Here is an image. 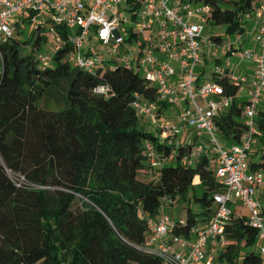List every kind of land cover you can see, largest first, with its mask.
Masks as SVG:
<instances>
[{
  "label": "trees",
  "instance_id": "1",
  "mask_svg": "<svg viewBox=\"0 0 264 264\" xmlns=\"http://www.w3.org/2000/svg\"><path fill=\"white\" fill-rule=\"evenodd\" d=\"M183 1L211 6L210 23L234 35L245 33V16L258 3ZM212 40L222 43L223 37ZM46 42L44 34L34 31L32 42L15 38L4 47L0 152L7 168L38 188L18 187L0 167V264H164L142 250L149 220L162 213L163 200H194L205 208L204 216L212 217L214 196L223 192V185L207 157L196 166L181 162L186 147H180L174 163L162 166L157 179H148L145 142L168 157L174 149L141 126L132 107L137 94L156 102V91L142 75L122 66L96 76L82 71L67 60L68 46L55 54L52 67L40 70L35 55ZM214 80L225 96L235 97L242 85L227 75ZM99 85H110L112 95L95 94ZM44 99L59 108L42 107ZM244 105L235 101L216 118L219 136L230 145L240 143L244 132ZM169 107L163 103L159 112ZM257 124L262 136L255 169L264 168V111ZM198 180L203 195L191 198ZM186 220L176 235L189 237L200 223L190 207ZM244 221L234 216L226 228L229 244L218 254L224 264H237L242 249L258 242V231ZM242 264L264 260L253 249L245 251Z\"/></svg>",
  "mask_w": 264,
  "mask_h": 264
},
{
  "label": "built area",
  "instance_id": "2",
  "mask_svg": "<svg viewBox=\"0 0 264 264\" xmlns=\"http://www.w3.org/2000/svg\"><path fill=\"white\" fill-rule=\"evenodd\" d=\"M122 11L132 14L129 38L121 31L122 24L129 23L119 18ZM211 12L207 4L183 0H0V77L5 69L4 47L18 35L20 15L28 13L27 19L35 31L50 36L56 43L55 54L70 47L67 60L82 71L96 76L101 70L122 66L142 75L156 91V102L137 94L132 107L140 118L158 120L163 103L184 108L177 124L165 122L161 126L159 140L174 147L171 159L178 156L181 144L174 143V139L182 127L207 133L213 145L189 144L181 162L196 166L203 157L209 158L224 190L214 196L216 210L206 227L194 226L189 237L174 232L178 226L186 225V218L175 219L162 212L157 219L149 220L150 230L142 250L162 258L164 264H215L208 251L209 243L214 241L223 249L228 246L226 228L234 216L245 219L246 226L258 231V254L264 260V205L260 201L264 197V168L255 169L251 162L254 147L262 136L257 117L264 104V0H259L253 12L247 14L257 22L255 46L241 55L242 61L254 66L250 79L216 65L211 80L199 84L196 68L203 62L202 52L208 44L205 29ZM93 39L101 43V49L93 44ZM55 54L36 53L38 68L52 67ZM223 75L249 87L242 113L244 132L240 143L230 148L219 141L216 118L234 104L237 96H225L222 86L215 82L214 76ZM94 92L108 98L112 88L99 85ZM213 152L215 156L210 159ZM144 154L152 172L170 159L150 141L145 142ZM0 167L18 187L38 188L29 184L24 175L7 168L1 152ZM168 203L164 199L163 207ZM239 204L248 214L234 212L231 205ZM166 235L171 236L177 250L167 246Z\"/></svg>",
  "mask_w": 264,
  "mask_h": 264
},
{
  "label": "rangeland",
  "instance_id": "3",
  "mask_svg": "<svg viewBox=\"0 0 264 264\" xmlns=\"http://www.w3.org/2000/svg\"><path fill=\"white\" fill-rule=\"evenodd\" d=\"M176 1H179L180 0H176ZM28 13H24V14H21L20 15V23L18 25V29H17V36L16 38H18L19 40L21 41H27V40H30L31 42L33 41V36H34V31H35V27L33 24L30 23V20L27 19L28 18ZM119 18L121 20H127L129 23L128 24H122L121 26V31H122V34L124 35L125 38H129L130 36V30L133 28V24L131 23L133 21V18H132V14L131 12H125V11H122L119 15ZM205 35L210 38L211 36H214V35H221L224 40H225V45L224 47L221 48V50L223 51L226 46H228V44L230 43H233L235 38L237 37V34L234 35V34H228L227 30L225 27L223 26H215L211 23H208L206 25V29H205ZM47 37V42L45 43L44 45V48H43V52L45 51H48L50 54H55L56 52V43L50 38V36L46 35ZM93 44L98 47V49H101L102 46H101V43L98 42V40L96 39H93ZM128 46H130V44H128ZM213 47V46H212ZM208 47H205V55L202 53V57L203 59H205L207 61V63L204 64V69L206 71V74L203 76H200V81H199V84H203V83H206L208 81L211 80L212 78V72L216 66V63L220 64L221 67L223 68H226V67H230V70H235V68L239 67L240 66V58H241V55H242V52L246 49L245 46H243L242 48V52L238 53V54H235L234 56H230V57H227L226 55L224 54H221V53H216V55H212V48H208ZM123 51H124V48H123ZM215 58H218L220 61L218 62H214ZM244 62V65L249 63L247 61H242ZM73 66H75V63L72 64ZM176 68L179 69V67L177 65H175ZM202 71H203V67H201V65L199 67L196 68V72L197 74H202ZM198 102L200 103H203V100H201L200 98H198ZM41 106L42 107H45L47 109H50V110H57L59 108V105L55 104L54 101H52V99L50 101H46V99L42 100L41 101ZM264 106V104L262 105V107ZM264 110V108H263ZM159 121H157L156 123L157 124H160L162 122H169L171 121L170 119L164 117V114L161 112L159 114ZM144 119L145 118H140V125L145 128V126L147 127V129H149L150 132L154 133V134H157L158 133V128L160 129V127H157L155 122H152L151 120H145L144 122ZM146 122L148 123L146 125ZM157 127V128H156ZM207 133L204 132V136L205 138L204 139H201L200 143H204V144H207L209 146H212L213 143L209 140L208 136L206 135ZM219 141L223 142V140L219 137ZM192 144V143H191ZM194 145V144H192ZM258 148L259 147H254V152H253V155H252V159H251V162L254 163V162H258L259 158H258V155L257 153L259 152L258 151ZM171 156H169V158H171ZM258 159H257V158ZM160 169V168H159ZM159 169H157L156 173L155 174H149V176H146L148 179H153V178H158L160 173H159ZM140 178H142V175H139ZM197 182V181H196ZM196 194L198 196H201L203 195V191L201 189H197L196 190ZM80 203L77 201L75 203V207L79 206ZM184 207V209H188L189 207L193 210V212L195 214L198 215V217H201L203 214V209L204 207L201 206L200 204L196 203L194 200L192 201H188V202H184V203H178V204H174V205H169L167 206V209L166 211H162L166 214H169L172 216V214L174 215H177L179 210ZM215 208V207H214ZM231 208L234 210V212L236 213H241V214H248V210L244 209L240 204L239 205H231ZM216 210V208H215ZM243 246V245H242ZM258 243L253 247V248H249V249H242L241 251V254L239 255V260L237 262V264H242V257L245 253V251H248L250 252L251 250L254 249V251L258 254ZM217 262H222L221 260H218ZM217 264V263H216ZM223 264V262L221 263Z\"/></svg>",
  "mask_w": 264,
  "mask_h": 264
},
{
  "label": "crops",
  "instance_id": "4",
  "mask_svg": "<svg viewBox=\"0 0 264 264\" xmlns=\"http://www.w3.org/2000/svg\"><path fill=\"white\" fill-rule=\"evenodd\" d=\"M259 1V0H258ZM244 27H245V33L243 34H237V37L235 38L234 42L233 43H230L228 44V46H226V48L222 51L221 48L224 47L225 45V40L223 38V41L222 43H216L215 41L212 40V37L211 36L210 38H208V44L206 47L208 48H212L213 52H212V55H216V53H221V54H224L226 55L227 57H230L231 55L234 56L235 54H238L243 46L246 47V49L248 48H252L255 46V41H254V33L256 32V28H257V22H256V19L254 18V16H251V17H247V14L245 16V19H244ZM215 36V35H214ZM216 36H221V35H216ZM222 37V36H221ZM213 46V47H212ZM207 48V49H208ZM205 49L203 50V54L205 55L204 53ZM242 52V51H241ZM240 52V53H241ZM241 60V58H240ZM220 61L218 58H215L214 62H218ZM207 63V61L205 59H203V62L201 63V67H203V71H202V74H200V76H204L206 74V71H205V67H204V64ZM216 65H219L218 63H216ZM225 70H227L230 74L231 73H234L235 75L239 76L240 78H247V79H250L253 75V71H254V66L251 64V63H247L244 65V62H240V66L237 68H235V70H230V67H226ZM248 91H249V87L248 85L244 84V85H241V88L239 90V92L237 93V99L236 101L238 102V104L240 105H244L247 101V98H248ZM186 104V102L184 103ZM264 106L261 107V111H264L263 110ZM183 107H180V108H177V107H174V106H170L169 108L165 109L162 111V113L164 114V117L170 119L171 121L169 122H172V123H178L179 122V115L182 113L183 111ZM144 122L145 120H151L152 122H155L156 126L157 127H160V129L158 128V135L160 134L159 132L161 131V126L165 123V122H162L160 124H157L156 122L159 121L158 120H152L150 117L146 116L144 117ZM148 123L146 122V125ZM143 126V125H142ZM156 127V128H157ZM145 129L147 131H149V129H147V127L145 126ZM160 130V131H159ZM150 132V131H149ZM207 135V134H206ZM220 137V136H219ZM205 136H204V132H199L196 128H192V127H182L181 129V133L178 134L176 136V138L174 139V143H179L181 144V147H186L187 149H185V151H188V147H189V144H194V145H197L200 143L201 139H204ZM209 138V137H208ZM221 138V137H220ZM223 140V142H221V144H223L226 148H230L231 146L233 145H230L228 144L227 140L221 138ZM215 156L214 152L210 154V159H212L213 157ZM257 158V157H256ZM209 159V158H208ZM258 159V158H257ZM174 159H168V161L164 162L163 163V166L166 165V164H170V163H174L173 161ZM160 170L159 169V173H160ZM157 170H154L153 172L150 170L149 171V174H155ZM200 185V180H198L197 182H195V189L191 192L190 194V197L193 198L194 195H197L196 194V190L197 189H201L199 187ZM260 201L262 202V204L264 205V197L261 196L260 197ZM174 204H178L177 202H170L168 203L165 207H163V210L166 211L167 209V206H171V205H174ZM202 206V205H201ZM216 208V205L214 204V206ZM214 209V208H213ZM162 210V211H163ZM187 211L188 209H184V207H182L178 214L177 215H174L172 214V217L175 218V219H179V218H186L187 216ZM204 211H205V208L203 209V213L204 214ZM171 216V215H170ZM210 215L208 216H204L202 215L201 217H198L199 220H200V223H199V227L201 228H204L206 227L209 219L211 218ZM148 236V235H147ZM164 241L166 242L167 246L175 251L178 249L177 246H175L172 242V239H171V236L170 235H166L164 236ZM223 250L222 247H220L216 242L214 241H211L209 243V248H208V251H209V254L211 256H213L214 258V263L216 264H221L222 262H217L219 259H218V254L219 252ZM224 264V263H223Z\"/></svg>",
  "mask_w": 264,
  "mask_h": 264
}]
</instances>
